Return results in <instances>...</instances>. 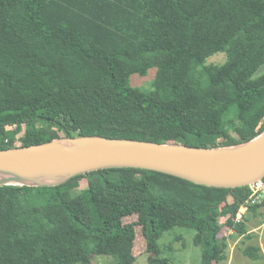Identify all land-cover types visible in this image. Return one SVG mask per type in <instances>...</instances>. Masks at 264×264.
I'll list each match as a JSON object with an SVG mask.
<instances>
[{
    "label": "trees",
    "instance_id": "trees-1",
    "mask_svg": "<svg viewBox=\"0 0 264 264\" xmlns=\"http://www.w3.org/2000/svg\"><path fill=\"white\" fill-rule=\"evenodd\" d=\"M150 70L148 90L130 84ZM263 131L264 0H0V150L81 136L212 148ZM250 194L132 168L0 186V264H133L138 232L168 264L157 242L177 227L196 231L201 264H222L228 231L251 240L246 214L264 217L254 204L236 221Z\"/></svg>",
    "mask_w": 264,
    "mask_h": 264
},
{
    "label": "water",
    "instance_id": "water-1",
    "mask_svg": "<svg viewBox=\"0 0 264 264\" xmlns=\"http://www.w3.org/2000/svg\"><path fill=\"white\" fill-rule=\"evenodd\" d=\"M117 168L206 187H247L264 179V131L244 143L212 148L81 136L0 150V186L56 187L78 175Z\"/></svg>",
    "mask_w": 264,
    "mask_h": 264
},
{
    "label": "rangeland",
    "instance_id": "rangeland-1",
    "mask_svg": "<svg viewBox=\"0 0 264 264\" xmlns=\"http://www.w3.org/2000/svg\"><path fill=\"white\" fill-rule=\"evenodd\" d=\"M225 61V55L222 53L215 54L208 58L206 64H219ZM154 76L152 70L146 77L132 76L129 79L131 85L143 90L151 87ZM242 212V211H241ZM239 213L240 216L245 215ZM264 213V211L261 210ZM248 221L249 234L253 237L247 240L246 236H235L230 234L228 240V259L222 264H264V217L256 219L251 214H246ZM228 215L222 218L224 222ZM196 231L193 229L174 228L163 233L157 244L160 250L159 257L167 259L168 264H201L202 246L194 244V236ZM229 236V235H228ZM258 246L259 254L262 258L257 261L250 260L245 257L242 250L247 246ZM133 255L135 261L133 264H151L150 255L145 252V243L138 232L134 242ZM88 264H116V259L110 255H92Z\"/></svg>",
    "mask_w": 264,
    "mask_h": 264
},
{
    "label": "built area",
    "instance_id": "built-area-1",
    "mask_svg": "<svg viewBox=\"0 0 264 264\" xmlns=\"http://www.w3.org/2000/svg\"><path fill=\"white\" fill-rule=\"evenodd\" d=\"M249 190L251 191V194L249 196V199L245 202V204L243 206L240 207L239 212L236 216V221H240L241 217L239 215V213L241 212V214H243L244 212L247 211V207L250 205H254V204H264V180L255 182L253 184H250L248 186ZM222 223H224L221 220ZM233 231H228L227 236L232 234Z\"/></svg>",
    "mask_w": 264,
    "mask_h": 264
}]
</instances>
